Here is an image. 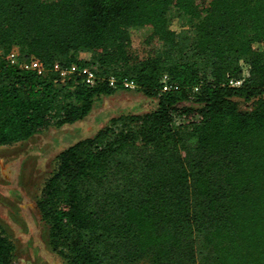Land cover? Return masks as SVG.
I'll use <instances>...</instances> for the list:
<instances>
[{
  "label": "trees",
  "instance_id": "obj_1",
  "mask_svg": "<svg viewBox=\"0 0 264 264\" xmlns=\"http://www.w3.org/2000/svg\"><path fill=\"white\" fill-rule=\"evenodd\" d=\"M14 46L49 76L0 61V145L83 119L124 78L158 100L59 154L38 207L68 264H197L198 237L206 264H264V0H0ZM13 250L0 230V264Z\"/></svg>",
  "mask_w": 264,
  "mask_h": 264
},
{
  "label": "rangeland",
  "instance_id": "obj_2",
  "mask_svg": "<svg viewBox=\"0 0 264 264\" xmlns=\"http://www.w3.org/2000/svg\"><path fill=\"white\" fill-rule=\"evenodd\" d=\"M172 28L183 40L190 33L177 20ZM18 48L17 46H14ZM86 60L90 51L82 53ZM244 66V65H242ZM244 72L247 73L246 65ZM43 75L49 76L46 70ZM239 107L251 110V101L237 99ZM156 98L139 90H117L99 96L83 119L63 126H50L33 137L10 145H0V230L14 245L13 264H68L53 248L50 224L43 218L38 202L46 181L56 171L59 154L80 140L93 137L110 120L126 114H143L157 107ZM197 264H206L207 247L197 238ZM147 264V263H139Z\"/></svg>",
  "mask_w": 264,
  "mask_h": 264
},
{
  "label": "built area",
  "instance_id": "obj_3",
  "mask_svg": "<svg viewBox=\"0 0 264 264\" xmlns=\"http://www.w3.org/2000/svg\"><path fill=\"white\" fill-rule=\"evenodd\" d=\"M6 60L9 65L18 67L24 70H33L37 71L41 74L45 71V68L42 64V62L37 58H22L19 48L13 47L8 52L4 53L3 49L0 48V61ZM59 70V74L61 77L66 76L67 74L74 73V72H82L85 74L87 83H95L97 80L96 72L90 68V67H84L80 69L76 65L71 66H61L57 68ZM109 84L111 86H116L118 83V80L115 76H110L108 78ZM162 82L164 84V89L167 90L168 87V75L164 74L162 77ZM122 86L126 90H135L137 89L138 85L134 79H128L124 78L121 80ZM229 84L231 86H238L241 84V80L236 78H230Z\"/></svg>",
  "mask_w": 264,
  "mask_h": 264
}]
</instances>
